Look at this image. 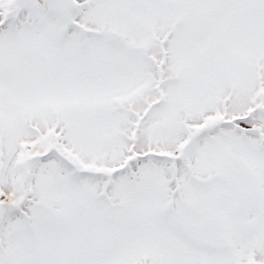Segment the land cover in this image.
<instances>
[{
	"label": "snow or ice",
	"instance_id": "6c2138e0",
	"mask_svg": "<svg viewBox=\"0 0 264 264\" xmlns=\"http://www.w3.org/2000/svg\"><path fill=\"white\" fill-rule=\"evenodd\" d=\"M0 264H264V0H0Z\"/></svg>",
	"mask_w": 264,
	"mask_h": 264
}]
</instances>
